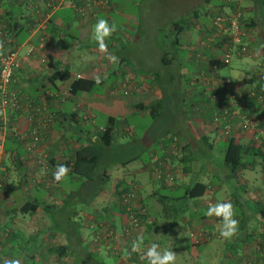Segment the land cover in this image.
I'll use <instances>...</instances> for the list:
<instances>
[{"label":"crops","instance_id":"1","mask_svg":"<svg viewBox=\"0 0 264 264\" xmlns=\"http://www.w3.org/2000/svg\"><path fill=\"white\" fill-rule=\"evenodd\" d=\"M133 1L136 5L137 2ZM176 1L186 7L192 0ZM120 3V0H104L101 3L97 0H0V33H5L13 41L11 46L3 45L0 51L12 48L17 51L21 60L9 86L16 95L17 107L8 106L0 110V142L4 148L2 159L4 186L0 202L2 261L15 258L20 260V264H99L93 258L95 255L100 257L104 254L115 257L114 264H118V254H122V247L120 252L114 250L116 242L104 237L105 232L113 230L120 233L124 227L125 215L118 204L120 199L118 192L133 186L136 189V203L151 217L143 200V185L146 179L142 172H147L149 177L153 178L151 170L156 165H162L163 173L180 169L179 183L171 185L161 178L154 177L159 185L167 186L174 191L180 186L184 188L191 169L190 164L198 160L197 154L206 152L210 154L207 160L219 163L235 189L238 190L236 184L247 186L253 179V176L244 175V171L252 172L255 165L239 170L235 175L238 179H234L235 177L230 176L228 169L222 165V160L217 157L220 144H226L228 138L219 127L215 128V125L210 123L207 111H204L207 106V102L204 101L206 86L204 80H193L195 75L199 74L201 77V74L205 75V71L208 70L203 67V60H195L191 46L195 45L198 34L200 35L206 28L203 10L208 11L212 1L198 0V4L191 3L192 6L187 8L190 12L195 8L202 10L198 17L190 18L186 29L179 34L180 45L176 46L181 49L186 47L188 54L183 57L184 61L182 65L179 64L178 71L169 73L163 79L162 82L165 84L162 88L161 82H157L160 80L155 71L137 75L139 72L128 70L129 57L117 55L123 47L118 44V38L122 39L126 35L124 30L113 33V35L116 33V38L111 44L106 42V52H101L92 38L93 26L98 18H105L111 24L114 15L124 16L123 12L118 10ZM258 4L262 11V20L259 21L256 17L244 20L246 24H251L248 26L245 24L249 30L248 56L259 60L257 64L260 69L256 75L249 71L236 82L240 85L242 93L257 86H259L257 91L264 90V68L261 61L264 59V5ZM79 8L83 9L82 12ZM170 8L172 6L165 9ZM252 9L253 7L249 8L251 11ZM207 15L210 17V14ZM174 20L176 19H171L169 25ZM132 22L139 25L138 19ZM122 26L129 27V24L123 23ZM128 30L135 31L134 27ZM128 38L131 39V36ZM167 38L165 40H168ZM3 40L0 38V44ZM91 41H94L93 46L90 45ZM160 41L161 39L156 40V43ZM30 48L32 50L28 51ZM91 50L95 53L94 60L85 58L88 55L87 51ZM164 52L163 49L160 58ZM113 55L118 58V62L110 61L109 57ZM172 63L174 64V61ZM78 64H83V67L80 66V69L72 72L71 65L75 67ZM58 69H69L71 78L51 81L50 76ZM97 75L102 79V83L96 87V90H99H95L97 93L69 92L72 79L95 80ZM112 77L114 79L108 81ZM125 85L131 88L128 94H123ZM166 87H170L171 93H167ZM101 90L106 92L107 98L104 99L110 101L111 111L120 114L119 117L111 111L107 113L101 109L100 101L103 95ZM108 91L111 94H108ZM157 100L161 101L160 108L153 105ZM172 103L177 106H173L174 104L171 106ZM251 103L248 105L251 108L247 107L249 111L246 109V112L258 119L257 127L252 132H243L238 128L237 121L232 125V135L252 149L250 156L255 154L253 148L264 151V103ZM152 105L154 111L158 110L156 112L160 113L156 118L151 116L149 108L143 109L144 106L151 108ZM171 107L176 108L173 118L171 110L169 111ZM211 107L213 105H210ZM104 113L106 121L102 122L100 120ZM146 115L152 118L147 126L144 125ZM46 117L49 118L47 125L44 128L39 127L40 119ZM108 117H115L120 123L115 132L114 143L106 148L105 155L98 161V174L106 171L105 174L109 175L107 181L114 182L112 187H106V182L101 183L98 177L86 178V181L95 182L89 196L92 195V199L102 203L99 205V211L84 213L85 224L82 225L89 229L85 233L81 230L83 226L80 227L76 222L77 213L74 205L72 208L69 203L64 205L70 196V190L63 188L61 182H55L53 173L57 165L66 161L72 163L75 151L81 146L98 143L99 129L104 128ZM174 119L179 122L173 124ZM168 120H172V131L160 127L161 122L165 123ZM37 126L42 138L34 150L29 151L27 149L29 133ZM136 126L139 128L137 132ZM128 135L131 136L130 141L126 140ZM140 141L143 144H140ZM128 146L130 150L148 147L146 149L149 153L148 159H145L140 167L133 165L137 155L129 156L130 158L126 160L122 158ZM138 149L136 152L140 153ZM175 156L177 160L187 156L188 162L186 164L181 162L184 165L181 168L177 165ZM109 160H114L116 167L121 168L111 172L105 168ZM125 162L126 164L122 166L121 164ZM261 164L264 179V160ZM128 173L136 174L138 179L127 180ZM68 175L75 176L70 171ZM207 190L206 193L210 192L211 188ZM232 195L233 202L244 209L243 216L259 221L260 226L257 229L243 227L240 234L225 240L221 249L227 248L221 252L223 259L220 264H264V221L254 211V205L259 200L249 204L251 194L247 189ZM201 197L179 198L180 219L189 237L194 239L191 240V247L195 258L197 247L215 237L217 231L215 225L220 223L215 216L205 215L208 204L213 202L212 200L205 202ZM63 207L68 213H59ZM151 219L152 221L139 232L147 243H151L149 240L155 236L153 235L155 220L153 217ZM190 233L194 235L190 236ZM95 237H98V240H95ZM212 246L210 245V248ZM196 260L194 263L200 264Z\"/></svg>","mask_w":264,"mask_h":264},{"label":"rangeland","instance_id":"2","mask_svg":"<svg viewBox=\"0 0 264 264\" xmlns=\"http://www.w3.org/2000/svg\"><path fill=\"white\" fill-rule=\"evenodd\" d=\"M123 1V0H122ZM120 0V6L118 10L123 12L124 16L114 15L113 22L111 24L115 23L117 25V31L120 32V30H124L126 35L120 39L118 38L119 43L121 44L122 49H120L117 52V55L120 56L123 54L124 56H128L130 60V66L128 70H131L132 72H139V74H149L147 72L149 71H155V75H159V80L157 82H161V88L162 85L165 84L163 79L165 77L173 72L178 71L179 64L182 65V61H184L183 57H185L188 54V50L186 47L178 48L173 43L167 42L170 37V33L168 30L169 22L171 19H177L179 17H182L188 13H190L188 7L192 6L191 3L198 4V0H192L189 4H186V7L180 5L176 0H135L137 4L135 5L133 0H124L122 2ZM214 1V0H213ZM232 3H235L238 5V7L242 10L243 16L245 18L253 17L258 18V20H262V11L260 9L259 4H255L253 0H232ZM170 9H165L167 7H171ZM250 7H253L252 11L249 10ZM237 8V6L232 7V9ZM139 20V25H135L133 23V20ZM206 24L209 22V18L207 17L205 19ZM123 23L129 24V27L122 26ZM134 27L135 31L128 30V28ZM121 28V29H120ZM138 30V31H137ZM128 34V36H127ZM131 36V39L128 37ZM125 41L123 39L125 38ZM116 38L115 35H111L110 37L106 38L105 43L111 44L113 42V39ZM167 38L168 40H165ZM162 40L158 43H156V40ZM90 44L93 46L94 41H91ZM156 43V44H155ZM167 48L170 51V54H172V61H174V64L164 65L161 61L160 55L161 51L163 49ZM86 59L87 57L91 56L94 57L95 53L90 51H87ZM174 54V55H173ZM262 56V54L260 55ZM264 58V56H263ZM258 59L249 57L248 55L241 57L240 59L233 57L231 59V62L228 66L223 67L218 70L219 75L222 76V78H229L231 82L235 83L238 80L243 77V75L247 74L249 71L252 73H256L260 67L258 66ZM263 63L264 68V59H261ZM87 65V64H85ZM80 66L82 65H76L75 67L71 65V70L74 72L75 70L80 69ZM255 74V75H256ZM146 76V75H142ZM154 76V75H153ZM114 77H112L110 80H113ZM194 81L200 80L201 77L199 74L195 75L193 78ZM107 81V82H108ZM160 84V83H159ZM164 86V85H163ZM97 88H95L96 90ZM131 88H129L130 90ZM167 93H171L170 87L165 88ZM93 90L92 93H97L96 91L99 90ZM128 90V93H129ZM103 93L102 100L100 101L101 109L106 111L107 113H110V101L104 99L107 98L106 92H103L104 90H101ZM131 92V91H130ZM204 97L207 98L208 95H210V88L205 86L204 87ZM108 94H111L110 91H108ZM120 96V95H119ZM179 103V100H178ZM174 103L171 104V106ZM177 106V105H173ZM171 110V116L173 118L174 113L176 112V108H169V111ZM113 112V111H111ZM115 116L119 117L120 114H117L113 112ZM105 113L102 115V119L100 121L105 122ZM101 118V117H100ZM152 118L150 115H146L144 117V125L147 126L150 124V121ZM172 120H168V122H161L160 127L162 129H169L173 130V125H171ZM175 123L178 121H173ZM177 126V125H176ZM137 129H139L137 126L135 128V132H137ZM168 138V137H167ZM172 138V136H171ZM126 140H131V136H126ZM140 144L141 141L139 142ZM146 142H144L145 144ZM176 144V142H174ZM225 143L220 144V150L217 152V157L222 160L223 158V152L225 148ZM135 147V146H134ZM136 148V147H135ZM130 146L127 147V150L122 155V158L124 160L130 158L132 155H137L138 157L135 158V162L133 165H136L137 167H140L145 159H148L149 153L146 151L148 147L138 149L140 153L136 152V149L130 150ZM138 151V152H139ZM130 156V157H129ZM210 156L208 152L197 154L196 159L198 160L194 161L190 164V170L189 175L187 176L186 184L190 183L192 181H201L203 183H206L208 188H211L210 192H207L202 196L201 198L205 200V202L212 200L213 203L217 201H230L235 208L236 212V219L239 221V229L238 233L240 234L243 227H247V229H253L260 224L259 221H255L254 219H246L245 216H243V213H245L244 209H241L239 204L234 203L232 200V194L235 192H241L245 189L251 194V199L248 201L249 204H254L256 200L264 201V179L262 176V164L257 161L255 164V169L250 172L249 170L244 171V175L253 176V179L249 182V184L246 186H242L240 184H236L238 186V190L234 188V184L232 181L229 182V177L226 176V172H224L221 167L219 166V163L217 162H209L207 158ZM255 157L254 155H251V158ZM210 159V158H209ZM175 160L177 165H179L181 168L184 166L183 163L181 164L180 161L176 159ZM128 162H130L128 160ZM127 162V163H128ZM120 163V161H118ZM126 163H122L121 165L124 166ZM105 168L111 170H116V168H121L120 166L116 167V163L114 160H109ZM180 169L176 168L174 171L169 172L166 171L165 173L172 175L173 180L171 182L173 183H179L180 181ZM151 174L153 175V171L151 170ZM142 176L146 179L143 185V200L147 208V213L150 214L151 217H153L154 226H153V235H155L152 240H149L150 242H158L161 245H165L167 248L172 249L176 254V262L175 264H195L194 261L196 260L197 263L205 264V262L210 261L211 264H220L223 256L221 255V252H224L227 247H223V244L225 242L224 239H222L220 236H216L217 232H219V224L217 223L215 232V237L213 239L205 244H201L197 247V258H195V255H193V248L191 247V240L194 241V239L190 238L188 233L184 229V225L181 222V211H180V200L179 199H164L159 197V195L163 194H169V195H175L180 196L182 195L184 188L183 186L178 187L175 191L167 186H161L159 185L155 178L149 177L147 172H142ZM236 179L237 176H234ZM126 179L128 180H137L138 177L136 174L128 173L126 175ZM238 179V178H237ZM87 179L85 177L75 176L71 177L67 175V177L61 181V185L63 188H66L70 190V196L64 202V205L70 204V208H72L74 205L77 217L76 222L80 227H82V224H85L84 219V213H93L95 211H99V205L102 202H98V200L92 199V195L89 196L90 191L94 189L95 182H89L86 181ZM159 181V180H158ZM170 181V180H169ZM114 180L107 181L105 183L106 187H110L113 184ZM170 184V183H169ZM112 187V186H111ZM235 190V191H234ZM208 191V190H207ZM234 192V193H233ZM243 205V201H240ZM245 203V202H244ZM62 204H60L61 207ZM101 206V205H100ZM68 208V207H67ZM59 213H68L66 209L64 210V207L59 211ZM170 214V215H169ZM256 219V218H255ZM81 230L85 233L89 230L86 226H83ZM196 237V236H195ZM220 237V238H219ZM150 238V237H149ZM210 245H213L210 248ZM101 257V258H100ZM100 257L98 255H95L93 258L96 262L99 264L105 263V264H114L116 262V258L113 256H105L104 254H101Z\"/></svg>","mask_w":264,"mask_h":264},{"label":"built area","instance_id":"3","mask_svg":"<svg viewBox=\"0 0 264 264\" xmlns=\"http://www.w3.org/2000/svg\"><path fill=\"white\" fill-rule=\"evenodd\" d=\"M104 0H97V2ZM229 1V0H227ZM89 6L90 4L87 3ZM82 8L79 11L82 12ZM243 12L240 8L232 9V7H225L222 12L212 18V25L216 27V30L212 35H207V44L213 46L212 48L220 49L218 53L219 58L225 64H230L233 57L240 59L243 56L249 54V43L246 27L243 23ZM1 40L4 39L0 45L13 44V41L5 33H0ZM217 38H220L219 42L222 41L217 47L214 42ZM201 42V41H200ZM199 42V44H200ZM30 48L28 51H31ZM200 51L196 52V58L199 57ZM20 58L16 50L8 48L5 51H0V110H4L6 107L11 106L13 108L17 107L16 95L10 90L9 86L13 80L15 69L20 66ZM210 79H209V78ZM207 82V80L212 81L210 94V101L213 103V109L215 113L213 114L212 121L219 126L221 125V132L226 137L232 133V125L234 121H237L238 128L244 132H252L258 125V119L252 117L246 112L247 107L243 101H239L238 93L240 91V85L238 83H233L229 78H222L218 71H213L212 75L201 74V80ZM129 85L123 87V94H128ZM222 92L226 96V92H229L227 103H223L220 100L219 92ZM232 91V92H231ZM235 91V92H233ZM245 94L249 97L256 96L257 101L262 103L264 100V90L256 91L254 89H248ZM227 97V96H226ZM228 106L230 108H228ZM45 119V118H44ZM40 119L39 127L44 128L47 125L49 118ZM102 129V128H101ZM41 133L37 127H33L29 133V145L27 146L29 151H33L35 146L41 141ZM4 154L3 144L0 142V202L3 195V172L4 168L2 165V159ZM39 161L40 158H39ZM165 166V165H164ZM153 176L159 178L163 173L162 165H156L152 168ZM169 180H172V175L170 173L166 174ZM136 189L125 191L120 199V204L123 209V214L125 215L124 227L120 233H115L113 230L105 232L104 237L113 239L116 244L113 249H117L120 252V247L122 254L119 253V264H147L146 261L141 259V255L137 252L131 251V243L139 235L140 230L145 226V223L151 222L149 216L143 215L139 205L135 201ZM194 233H190L193 236ZM98 240V237H95ZM145 244H149L145 242ZM117 246V247H116ZM117 251V253H118ZM0 264L3 261L0 260Z\"/></svg>","mask_w":264,"mask_h":264},{"label":"trees","instance_id":"4","mask_svg":"<svg viewBox=\"0 0 264 264\" xmlns=\"http://www.w3.org/2000/svg\"><path fill=\"white\" fill-rule=\"evenodd\" d=\"M206 1L207 2L212 1V5L210 6V9H208V11L203 10L205 12L204 16L206 18L207 17L209 18V22H208V24H206V22L204 23L206 25L205 26L206 28L204 29L203 32H201L200 35L198 34V41L195 43V45L191 46V49H192L191 53L194 55L195 60H197V61L203 60V67L208 68V70L205 71V75L210 76L213 74V71H215V70L218 71L219 69L228 66V64H225L219 58L218 53L221 52L220 49L212 48L213 46H210L209 44H207L208 42H207L206 36L212 35L214 33V31L216 30V27L214 25H212V18H214L216 15H218L220 12H222L225 7H235V6H237V8H239V7L235 3H232V0H229V1H227V0H214V1L213 0H206ZM253 1L255 2V4H256V2H258V3H261L262 5H264V0H253ZM201 10L202 9L195 8L189 14L184 15V16L180 17L179 19H176L170 23V25L168 27V30L170 33V37H169L170 43H173L174 45H176V44L180 45L179 34L181 32H183V30L186 29L190 18L198 17V13L201 12ZM207 14H210V17ZM244 19H245V17L243 16L242 21L245 25L246 23H245ZM249 24L250 23H248L246 25L248 26ZM247 26H245V27H246V30L248 33L249 30L247 29ZM219 40H220V38H217L216 41L214 42V45L217 47H221L219 45L223 44L222 41L219 42V44H218ZM199 42H200V44H199ZM249 49H250V47H249ZM164 50H165V52H164L163 56L161 57V61L164 65H169V64H171L173 57H172V55H170L168 53L170 51L167 48H165ZM198 51H200L201 53H200L199 57L196 58V52H198ZM249 52H250V50H249ZM69 78H71V72L69 69L55 70L54 73L50 76L51 81H55V80L64 81V80H68ZM211 82L212 81H209V80H207V82L204 81L206 86L210 88V94L213 92V91H211V86H212ZM100 84H96L95 80H93V79L74 78L70 81L69 92L71 94H76V93L81 92V91L90 92V91L95 90V88L98 87ZM251 89H254L257 91V90H259V86H257L256 88H251ZM233 92H235V91H233ZM225 94L227 97L224 96V94L222 92H219V95L221 97L220 100L223 103H227L229 92H226ZM237 95H238V98L240 97L239 101H243L245 103V106L248 108H251L250 106H248L251 102H252L251 104H258L259 103L257 101L256 96L249 97V96H247V94H245V92L242 93L241 91H239V93ZM204 101L207 102V106L204 108V111H207L208 119L210 120V123L214 124L215 128H218V127L221 128V125L219 126L218 124H216L212 121L213 114L215 113V110L213 109V107L210 108V105H213V103L210 101V95H208ZM262 103H264V100ZM153 105H155L156 108L157 107L160 108L161 101L160 100L154 101ZM153 105L151 108H150V106H146V107L144 106L143 109L147 110V108H149L151 116L156 118L157 116H159L160 113L156 112L158 110L154 111ZM228 108H230V107L228 106ZM200 112H202V110H200ZM119 123H120V121H118L115 117H108L107 123L105 124L104 128L99 129L98 143H93V144L81 146L79 149H77L75 151V156H74V159L72 160V163H71V161H66L63 164L67 165V167L70 169V172L73 174H76L77 176L85 177L87 179H92V178L98 177L100 179L101 183L107 182L109 175L105 174L106 171H102L101 174H98V172H99L98 171V161H100L103 158V156L105 155L106 148L110 147L111 144L114 143L115 138H116L115 132L119 126ZM227 138L228 139L226 141V146L224 148L223 158H222L221 163L225 168L228 169V171L230 172V176L234 177L239 170L245 169L249 166H254L257 161H259L261 163L264 160V151L263 150L253 148V150L255 151V154H253V155L255 157L251 158L250 152L252 149L247 147L245 144L239 142L232 135V133H230L227 136ZM96 151L98 153H96ZM169 155L171 156V153ZM187 158H188L187 156H185L183 158L181 157L180 160L178 159V161L186 164L188 162ZM185 170H186V167H185ZM2 176H3V174H2ZM159 178H161L162 181L169 182L171 185L173 184V182H171L173 180V177H172V180L169 181L168 177L166 176V173H162V175ZM159 178H157V179H159ZM3 186H4V180H3ZM132 188H133V186L131 188L128 187V188H124L122 191H119L118 192V194H120L119 198L121 199L122 194L125 191H128ZM207 189H208V186L206 183H203L201 181L196 180V181H192L190 183L185 184L184 185V191H183L182 195H180V196H174L173 197V196H170L168 194H163V195H159V197L162 198V200H164V199L167 200V199H172V198L179 199L180 197H184L187 199L196 198V197L203 196L206 193ZM120 199H119L118 204L122 209V206L120 204ZM136 199H137V195H136L135 201H136ZM254 206H255L254 207L255 213H257V215L264 221V201L259 200L255 203ZM139 208L141 209L142 214L146 215L145 211L140 206H139ZM123 213L124 212L122 209V214ZM146 216H148V215H146ZM147 223H145V225ZM119 255L120 254H118V256ZM246 264H250V263H246Z\"/></svg>","mask_w":264,"mask_h":264},{"label":"clouds","instance_id":"5","mask_svg":"<svg viewBox=\"0 0 264 264\" xmlns=\"http://www.w3.org/2000/svg\"><path fill=\"white\" fill-rule=\"evenodd\" d=\"M117 25L115 23L109 24L105 18H98L97 22L93 26L92 38L98 45L101 52L107 51L106 38L110 37L116 32ZM2 48V45H0ZM259 50H257L258 54ZM88 60H94L95 57H87ZM110 61L118 62V58L113 56L109 57ZM95 83H102V79L99 75L95 77ZM70 169L65 164L57 165L53 178L55 182L59 183L64 180ZM207 216H215L219 219V236L224 240H230L235 237L239 229V221L235 218L236 212L234 205L230 201H217L215 203H209ZM132 252H137L141 255V259L146 261L147 264H175L177 254L167 247L162 248L158 242H151L145 244V238L142 235H138L130 245ZM3 264H20L19 259H5Z\"/></svg>","mask_w":264,"mask_h":264}]
</instances>
